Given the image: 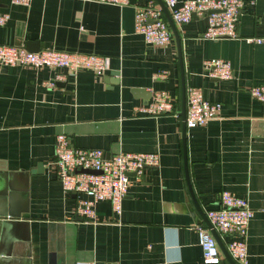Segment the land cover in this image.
Segmentation results:
<instances>
[{
	"label": "crops",
	"instance_id": "1",
	"mask_svg": "<svg viewBox=\"0 0 264 264\" xmlns=\"http://www.w3.org/2000/svg\"><path fill=\"white\" fill-rule=\"evenodd\" d=\"M146 1L119 7L90 0H30L27 6L0 0V12L8 15L0 44L36 41L39 50L107 58L100 78L87 69L0 66V264H205L194 226L206 227L202 214L216 206L221 190L247 200L253 212L246 264H264V103L248 92L264 85V50L245 40L264 37V0L243 7L234 38L202 37L205 16L173 24L184 96L194 86L221 104L218 118L185 127L186 171L199 211L184 176L180 117L142 116L135 109L152 91H166L180 110L173 36L165 46L151 47L133 31L131 5ZM210 58L227 61L232 76H205L202 63ZM157 72L164 77H153ZM58 133L77 148L101 149L105 156L154 152L158 162L138 179L130 176L118 214L98 201L96 221L86 222L71 215L83 195L64 192L48 166ZM218 237L224 246L228 237ZM209 264L231 263L219 249V261Z\"/></svg>",
	"mask_w": 264,
	"mask_h": 264
},
{
	"label": "built area",
	"instance_id": "2",
	"mask_svg": "<svg viewBox=\"0 0 264 264\" xmlns=\"http://www.w3.org/2000/svg\"><path fill=\"white\" fill-rule=\"evenodd\" d=\"M96 3L115 6L128 5V0H90ZM11 4L27 6L30 0H9ZM175 26L191 20L193 15L205 16L206 26L201 36L216 40L237 36L236 25L241 10L251 5L250 0H161ZM133 31L142 36L151 47H163L172 38V33L154 0L132 4ZM8 19L0 12V25ZM247 42L262 44L264 37H248ZM27 66L33 68L65 70L73 73L80 69L92 71L100 78L107 68V58L97 54L68 52L53 48L28 51L23 45L0 44V66ZM202 72L209 78L225 80L232 76L230 64L220 58L206 59L202 63ZM153 77H164L157 72ZM252 99L264 103V85H252L248 88ZM176 100L166 91H152L149 100L135 107L142 116L157 117L163 114L178 118ZM221 104L209 101L202 95L200 88L189 86L185 90L184 125L186 128L203 126L216 119ZM158 155L154 152H115L105 156L101 149L77 148L70 144L67 136L58 133L54 136L52 155L48 166L61 184L64 192L81 194L76 198L71 215L86 222H95L94 206L98 201H107L113 213L120 212L121 200L130 185L132 173L138 179L144 168L157 165ZM85 170L89 172H85ZM264 215V208L259 209ZM252 209L247 200L221 190L216 206L204 211L211 228L221 236L228 237L224 247L236 264H246V231ZM197 243L201 250L202 263H217L219 249L216 241L203 225L196 224ZM74 264H98L90 261H76Z\"/></svg>",
	"mask_w": 264,
	"mask_h": 264
},
{
	"label": "water",
	"instance_id": "3",
	"mask_svg": "<svg viewBox=\"0 0 264 264\" xmlns=\"http://www.w3.org/2000/svg\"><path fill=\"white\" fill-rule=\"evenodd\" d=\"M158 6L160 7L161 12L163 13V15L166 18V22L168 24V27L172 33V36L175 40V44H176V49H177V59H178V66H179V72H180V110L178 112V115L180 117L181 120V143H182V156H183V166H184V176H185V180L187 183V188L189 191V194L191 196V199L194 203V206L196 208L197 211L198 207L197 204L195 202V199L192 195L190 186H189V182H188V177H187V171H186V163H185V125H184V111H185V96H184V83H183V72H182V65H181V54H180V48H179V37L177 35V32L174 28V25L167 13V10L165 9L163 3L161 2V0H157ZM195 16V15H193ZM192 16V17H193ZM21 44V43H20ZM23 47L28 50V51H38L40 46H38V43L36 41H24L23 43ZM21 44V45H22ZM19 45V44H18ZM65 72V70H64ZM102 76V75H101ZM41 164L38 165V169L37 170H41ZM85 172H89L87 170H85ZM129 176H132V173H128ZM202 214V213H200ZM203 217V221L206 225V227L209 229L210 234L212 235V237L214 238V240L216 241V244L218 246V248L220 249L222 255L225 257V259H227L231 264H236L227 254L225 247L223 246V244L221 243L217 233L211 228L209 222L207 221L206 217L202 214Z\"/></svg>",
	"mask_w": 264,
	"mask_h": 264
}]
</instances>
